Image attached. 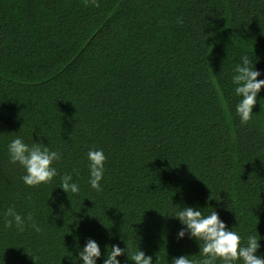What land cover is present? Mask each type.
<instances>
[{
	"label": "trees",
	"instance_id": "16d2710c",
	"mask_svg": "<svg viewBox=\"0 0 264 264\" xmlns=\"http://www.w3.org/2000/svg\"><path fill=\"white\" fill-rule=\"evenodd\" d=\"M245 54L264 79V0H0V264H73L87 238L101 260L118 244L199 264L168 217L184 205L264 253V88L242 124L231 85ZM16 136L62 154L53 181L22 182ZM90 148L107 157L100 192ZM66 173L78 194L59 188ZM10 207L41 231L6 228Z\"/></svg>",
	"mask_w": 264,
	"mask_h": 264
},
{
	"label": "clouds",
	"instance_id": "9594fccd",
	"mask_svg": "<svg viewBox=\"0 0 264 264\" xmlns=\"http://www.w3.org/2000/svg\"><path fill=\"white\" fill-rule=\"evenodd\" d=\"M178 22L182 23V21ZM254 63L255 61L245 54L232 68L231 85L235 97L238 98L234 110L242 124L252 118L257 97L264 88V79H258L262 73L255 68ZM7 153L9 162L23 169L24 174L20 179L28 187L47 185L58 175L54 164L61 160L62 154L59 151L50 150L42 142L29 145L22 137L16 136L8 143ZM86 158L88 184L91 189L100 192L107 157L102 149L90 148ZM59 188L67 195L69 193L75 195L80 191L79 184L73 180L72 174L68 173L60 176ZM204 208L184 205L172 209L168 215L177 219L180 224L176 233L178 240L187 238L198 243L202 257L199 264H264V253L258 251L260 237L248 235L246 239L243 238L237 231L226 226L216 210L204 214L202 211ZM4 217L6 228L14 226L22 232L27 226L35 232L41 231L30 215L22 216L11 207L4 213ZM109 237L111 238V233ZM76 247L77 255L72 256L71 253L73 264H77V261L79 264H98V262L122 264L118 259L121 256H125L132 264H154L152 256L146 255L140 247L136 251L129 252L127 245L122 248L118 244H112L109 251L105 245L102 260L101 247L95 239L87 238L82 247L79 243ZM169 264H195V262L189 258V255H180L173 257Z\"/></svg>",
	"mask_w": 264,
	"mask_h": 264
}]
</instances>
